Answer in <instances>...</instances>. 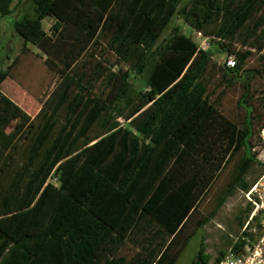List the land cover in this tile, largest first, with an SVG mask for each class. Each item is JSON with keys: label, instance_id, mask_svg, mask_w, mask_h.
Instances as JSON below:
<instances>
[{"label": "trees", "instance_id": "obj_1", "mask_svg": "<svg viewBox=\"0 0 264 264\" xmlns=\"http://www.w3.org/2000/svg\"><path fill=\"white\" fill-rule=\"evenodd\" d=\"M29 2L36 16L12 23L23 43L21 53L27 52L26 44L44 49L54 40L99 43L108 55L104 62L117 71L110 73L98 63L87 78L65 64L17 138L5 128L24 115L0 90V178L8 177L0 190V264H175L172 248L220 172L235 159L202 224L235 192L245 195L252 188L255 181L248 182L246 175L254 165L264 171L252 152V110L243 101L253 77L245 69L247 61H264V0H191L183 7L181 0ZM11 4L0 0V16L12 13ZM46 17L54 20L49 33L41 24ZM174 18L234 58L233 68H218L220 83L211 90L206 73L213 51L199 49L175 24L159 41ZM209 27L213 30L207 34ZM16 60L0 68V87ZM130 73L135 85L127 80ZM117 78L122 84L114 102L94 92L99 80L108 89ZM234 80L244 90L245 128L215 116L220 100L213 98L215 89L229 88ZM36 119L40 123L34 128ZM212 120L223 132L226 148L220 158L205 159L215 166L203 179L197 178L199 168L186 176L189 161L196 167L200 146L215 143L203 133ZM20 140L27 145L18 159ZM252 208L247 203L244 219L238 217L245 230L233 245L235 253L253 237L251 227L259 228L257 216L247 220ZM126 244L136 248L129 258L118 253ZM223 256L210 263L200 241L190 264H218Z\"/></svg>", "mask_w": 264, "mask_h": 264}, {"label": "rangeland", "instance_id": "obj_2", "mask_svg": "<svg viewBox=\"0 0 264 264\" xmlns=\"http://www.w3.org/2000/svg\"><path fill=\"white\" fill-rule=\"evenodd\" d=\"M190 1L191 0H181L179 7L188 5ZM11 9L12 13L10 15L0 16V68L5 70L16 58L17 62L10 71V77L1 84L0 90L17 105L21 113L26 117L24 118V116H22L13 119L5 128L7 134L13 138H17L26 124L37 114L41 107V102L58 82V71L65 69V64H68L70 68L74 67L85 73L87 78L98 63H100L102 67L110 69V73H116L117 70L115 66L110 67V64L104 62V57L106 58L108 55L104 52L103 46L99 43L94 45L89 42L81 45L78 42V45H66L60 40H54L53 42H47L44 49L26 44L25 49H27V52L21 53L20 51L23 48V43L14 33L12 23L19 20L24 15H27L29 18H34L36 16V11L29 0H12ZM49 23L50 21L48 20H44L42 23L46 33H49L51 26ZM173 24L179 25L182 28V32L190 37L199 47L201 44L203 50L209 49L214 52L212 66L208 68L206 73V81L208 83V90L219 85L218 68L222 67L227 58L231 56L222 53L220 49L216 48L215 44L212 43L208 36L198 33L179 18H174L172 20L171 24L160 34L159 41L168 37L171 25ZM206 30L208 34L211 33L213 29L209 27ZM241 39L242 37H238L236 43L239 44ZM69 41L72 42L71 40ZM236 47L239 48L240 46L236 45ZM110 60V63H115L114 58H110ZM263 67L264 61L258 60L257 57H252L247 61L245 69L252 71L253 77L250 81L249 91L243 100L252 110V152L255 155L256 161L262 166H264V158H262V145L258 139V132L260 128L264 126ZM127 69L128 67L125 66L123 71ZM127 80L131 85L136 84L132 73H130ZM121 84L122 82L117 78L111 82V87L106 89L104 83L99 80V82L95 84L94 92L108 102H114L119 94ZM243 94L242 82H238L237 80H234L229 88L225 85L218 86L213 94V98H220L219 105L216 106V119L223 117L237 127L245 128L246 111L243 105L240 104ZM25 119H27L26 122H24ZM119 120L123 121L122 118H119ZM216 122L217 121L212 120L211 124L205 126L203 129L204 135H212L214 139H216L215 143L211 142V145L206 144L200 146V151L194 155L195 160L192 159L195 161L196 167L192 166L193 161H189L185 172H183L186 176L194 174L197 168H199L197 178L199 179L202 175L201 179H203L205 171L215 166V162L214 164H211L210 161L206 163L205 159L209 158V160L213 161L221 157V152L226 148L225 141H223L225 140V136H223V132L218 129V124ZM39 123V119L34 120L33 127L36 128ZM26 145L27 141L20 140L18 143L16 154L18 159H20L21 152H25ZM208 147H210L209 153H205L204 151H206ZM234 161L235 159L220 172L209 191L201 199L188 220L180 239H178V242L172 248L176 250L175 253L177 254L175 264H190L195 258L200 241L203 243L205 252L210 255V263H212L220 253H224L225 255L227 252L233 251V245L242 236L245 226L240 227L238 217H241V220L244 219V211L249 202L246 196L241 192H235L233 196L226 200L212 220L202 224L203 219L210 212L214 204V199L228 181ZM263 172L259 165H254L246 175V180L248 182L255 181L256 183ZM7 180L8 177L5 178V176L4 178H0V190H3L7 185ZM51 182L57 187V183L54 180H51ZM247 220H249V217ZM248 233L253 236L249 239L250 243L255 245L261 235L260 229L253 225ZM182 240H184V248L179 249ZM121 249L120 254L127 258L136 252V248L128 244L124 245Z\"/></svg>", "mask_w": 264, "mask_h": 264}, {"label": "built area", "instance_id": "obj_3", "mask_svg": "<svg viewBox=\"0 0 264 264\" xmlns=\"http://www.w3.org/2000/svg\"><path fill=\"white\" fill-rule=\"evenodd\" d=\"M201 46V44L200 47L198 46L199 49H202ZM234 64L235 60L233 57H228L225 61V66L227 68H233ZM118 121L121 124L124 123L119 119ZM258 139L262 145L261 153L263 154L262 158H264V126L258 132ZM245 196L253 207L249 220L254 216L258 217L261 234L260 238L255 245L251 244L248 240H245L244 245L240 248L241 250L238 253H235L234 251L227 252L218 264H264V172Z\"/></svg>", "mask_w": 264, "mask_h": 264}, {"label": "crops", "instance_id": "obj_4", "mask_svg": "<svg viewBox=\"0 0 264 264\" xmlns=\"http://www.w3.org/2000/svg\"><path fill=\"white\" fill-rule=\"evenodd\" d=\"M44 20H48V21H50V23L49 24H53L54 23V20L51 18V17H46V18H44L43 20H42V22H41V24L43 23V21ZM42 28H43V26H42ZM43 30H44V28H43ZM45 31V30H44ZM46 32V31H45ZM122 249H119V252L118 253H121L120 251H121ZM122 257H124L123 255H121ZM131 256V255H130Z\"/></svg>", "mask_w": 264, "mask_h": 264}]
</instances>
